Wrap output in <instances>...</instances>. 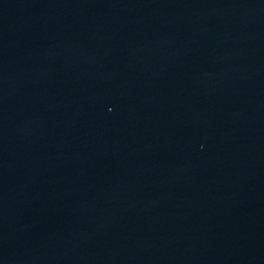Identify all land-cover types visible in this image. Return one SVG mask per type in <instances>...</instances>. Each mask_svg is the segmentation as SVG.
<instances>
[{"label": "water", "instance_id": "95a60500", "mask_svg": "<svg viewBox=\"0 0 264 264\" xmlns=\"http://www.w3.org/2000/svg\"><path fill=\"white\" fill-rule=\"evenodd\" d=\"M0 200L66 264H264V0H0Z\"/></svg>", "mask_w": 264, "mask_h": 264}]
</instances>
